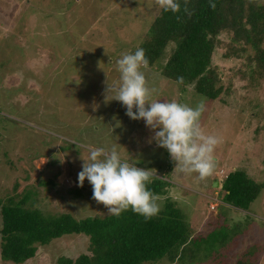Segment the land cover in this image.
Listing matches in <instances>:
<instances>
[{
  "label": "rangeland",
  "instance_id": "obj_1",
  "mask_svg": "<svg viewBox=\"0 0 264 264\" xmlns=\"http://www.w3.org/2000/svg\"><path fill=\"white\" fill-rule=\"evenodd\" d=\"M160 10L156 0H0V201L30 193L45 214L109 215L87 180L78 186V174L89 149L115 145L129 164L171 182L157 203L161 209L171 198L185 211L197 237L189 264H264V189L247 211L223 201V182L234 170L264 183V80L247 67V54L226 56L230 36L223 33L213 56L228 90L216 100L157 67L141 69L152 100L205 101L201 129L219 143L203 180L176 166L144 120L130 118L117 100L105 102L108 82L120 80L116 61L141 48ZM223 230L225 240L211 238ZM88 248L89 237L66 235L24 264H58ZM0 264H15L1 258V237Z\"/></svg>",
  "mask_w": 264,
  "mask_h": 264
},
{
  "label": "trees",
  "instance_id": "obj_2",
  "mask_svg": "<svg viewBox=\"0 0 264 264\" xmlns=\"http://www.w3.org/2000/svg\"><path fill=\"white\" fill-rule=\"evenodd\" d=\"M179 0L180 11L160 10L141 48L149 67H157L182 87L194 85L198 94L216 100L227 93L218 68L215 50L223 33L230 36L228 58H243L253 75L264 80V0ZM223 43V42H222ZM183 77V83L178 78ZM148 189L157 197L169 193L171 182L150 173ZM264 183L238 169L224 180L223 201L249 210L260 196ZM2 205L1 258L24 264L36 257L39 247L66 235L89 237L88 253L77 258L62 256L58 264H145L163 260L193 261L197 238L185 211L168 198L157 215L145 219L130 209L120 216H88L77 219L70 213L45 214L35 207L30 193L8 197ZM212 239L225 240L227 232H211ZM224 242V241H223ZM189 264V263H188ZM241 264H244L241 261Z\"/></svg>",
  "mask_w": 264,
  "mask_h": 264
},
{
  "label": "clouds",
  "instance_id": "obj_3",
  "mask_svg": "<svg viewBox=\"0 0 264 264\" xmlns=\"http://www.w3.org/2000/svg\"><path fill=\"white\" fill-rule=\"evenodd\" d=\"M156 4L172 13L179 12L181 7L179 0H156ZM209 4L213 9L216 7L213 0H209ZM147 65L142 48L124 53L116 61L119 83L108 82L105 102L117 100L130 118L144 120L154 132L152 139L159 147L167 149L176 166L185 173H197L203 180L214 169L212 154L219 143L216 136L207 135L201 129L199 121L206 109L205 101L202 99L192 107L175 100H152L145 73L141 70ZM178 80L183 83V77ZM82 159L78 186L83 187L87 180L93 189L92 198L103 204L109 215L118 217L129 209L145 219L158 214V197L147 187L151 183L150 173L123 160L115 145L110 151L91 148L88 156Z\"/></svg>",
  "mask_w": 264,
  "mask_h": 264
},
{
  "label": "water",
  "instance_id": "obj_4",
  "mask_svg": "<svg viewBox=\"0 0 264 264\" xmlns=\"http://www.w3.org/2000/svg\"><path fill=\"white\" fill-rule=\"evenodd\" d=\"M217 184H219V183H218V182H215V184H214V185L216 186Z\"/></svg>",
  "mask_w": 264,
  "mask_h": 264
}]
</instances>
